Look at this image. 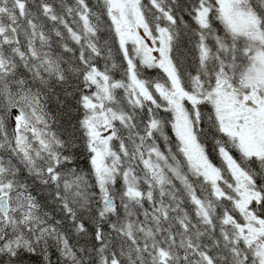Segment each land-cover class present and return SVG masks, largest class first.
Listing matches in <instances>:
<instances>
[{
    "label": "snow or ice",
    "instance_id": "1",
    "mask_svg": "<svg viewBox=\"0 0 264 264\" xmlns=\"http://www.w3.org/2000/svg\"><path fill=\"white\" fill-rule=\"evenodd\" d=\"M0 264H264V0H0Z\"/></svg>",
    "mask_w": 264,
    "mask_h": 264
}]
</instances>
